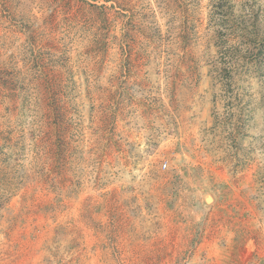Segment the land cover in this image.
Listing matches in <instances>:
<instances>
[{"label": "rangeland", "instance_id": "obj_1", "mask_svg": "<svg viewBox=\"0 0 264 264\" xmlns=\"http://www.w3.org/2000/svg\"><path fill=\"white\" fill-rule=\"evenodd\" d=\"M254 17L264 36V0H0V264H264Z\"/></svg>", "mask_w": 264, "mask_h": 264}, {"label": "trees", "instance_id": "obj_2", "mask_svg": "<svg viewBox=\"0 0 264 264\" xmlns=\"http://www.w3.org/2000/svg\"><path fill=\"white\" fill-rule=\"evenodd\" d=\"M222 19H224V18L220 17V20H222ZM244 31H248V33L250 34L249 40H251V42H253V45L255 47H260L261 40H259V39L264 38V36H261L259 30H257V28L255 27V17H254V21L251 23L250 30L249 29H245ZM257 41H259V42H257ZM262 41H263V39H262ZM261 51L262 50H259V52H261Z\"/></svg>", "mask_w": 264, "mask_h": 264}, {"label": "crops", "instance_id": "obj_3", "mask_svg": "<svg viewBox=\"0 0 264 264\" xmlns=\"http://www.w3.org/2000/svg\"><path fill=\"white\" fill-rule=\"evenodd\" d=\"M221 239L222 238H220L219 240L221 241ZM215 241V239L214 238H210L209 239V237L207 238V239H205L204 240V242L201 244V247L202 248H200V249H203V251L204 252H206V251H208L209 253H212L213 255L215 254L213 251L215 250V246H211V245H213V242ZM180 249H182V247H180ZM184 249H186V248H184ZM216 251V250H215ZM179 253H181V250H180V252ZM184 254V253H183ZM229 258H227V260H228ZM215 264H229V261H225V260H222V261H220L218 258L217 259H215Z\"/></svg>", "mask_w": 264, "mask_h": 264}, {"label": "bare ground", "instance_id": "obj_4", "mask_svg": "<svg viewBox=\"0 0 264 264\" xmlns=\"http://www.w3.org/2000/svg\"><path fill=\"white\" fill-rule=\"evenodd\" d=\"M208 200H210V197H207Z\"/></svg>", "mask_w": 264, "mask_h": 264}, {"label": "built area", "instance_id": "obj_5", "mask_svg": "<svg viewBox=\"0 0 264 264\" xmlns=\"http://www.w3.org/2000/svg\"><path fill=\"white\" fill-rule=\"evenodd\" d=\"M163 166H164V164H163Z\"/></svg>", "mask_w": 264, "mask_h": 264}]
</instances>
